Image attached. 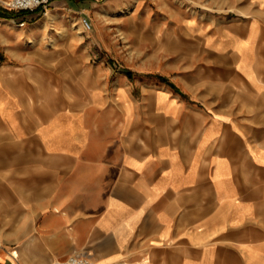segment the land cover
I'll use <instances>...</instances> for the list:
<instances>
[{
	"label": "crops",
	"instance_id": "obj_1",
	"mask_svg": "<svg viewBox=\"0 0 264 264\" xmlns=\"http://www.w3.org/2000/svg\"><path fill=\"white\" fill-rule=\"evenodd\" d=\"M172 1L137 63L0 17V264H264V0Z\"/></svg>",
	"mask_w": 264,
	"mask_h": 264
},
{
	"label": "rangeland",
	"instance_id": "obj_2",
	"mask_svg": "<svg viewBox=\"0 0 264 264\" xmlns=\"http://www.w3.org/2000/svg\"><path fill=\"white\" fill-rule=\"evenodd\" d=\"M7 1L9 0H0V7L9 9ZM117 1H120V4L114 11L110 6L103 7L107 0H94L86 6L79 2L69 4L60 2L58 7L51 1L46 8L40 9L37 16L40 18L43 15L42 27L49 26L45 31L44 43H56L58 38L65 39L68 33L62 28L72 27V32L75 33L73 37H76L77 42L87 44L92 63L101 58L102 49L107 53L104 55L106 57H118L125 62H142L151 44L150 35L146 34L153 19L151 16L158 13L161 8L164 9L167 0H136L131 4L127 0ZM171 2L173 1L170 0L169 3ZM171 4L174 5L175 2ZM183 4L189 5V8L198 5L203 9H211L209 0H188ZM127 7H130V10H127ZM145 10H150L147 17L144 15ZM49 11L55 16L45 18L46 12ZM55 11H59V17L53 13ZM83 18L88 19L90 28L84 25Z\"/></svg>",
	"mask_w": 264,
	"mask_h": 264
},
{
	"label": "built area",
	"instance_id": "obj_3",
	"mask_svg": "<svg viewBox=\"0 0 264 264\" xmlns=\"http://www.w3.org/2000/svg\"><path fill=\"white\" fill-rule=\"evenodd\" d=\"M50 1L51 0H9L7 1V7L16 11H33L46 8ZM83 23L90 28V23L87 18H83ZM20 24H24V22H21ZM51 264H92V261L88 256L80 252H75L63 259L54 261Z\"/></svg>",
	"mask_w": 264,
	"mask_h": 264
},
{
	"label": "trees",
	"instance_id": "obj_4",
	"mask_svg": "<svg viewBox=\"0 0 264 264\" xmlns=\"http://www.w3.org/2000/svg\"><path fill=\"white\" fill-rule=\"evenodd\" d=\"M14 10L4 9L0 7V17H14Z\"/></svg>",
	"mask_w": 264,
	"mask_h": 264
},
{
	"label": "bare ground",
	"instance_id": "obj_5",
	"mask_svg": "<svg viewBox=\"0 0 264 264\" xmlns=\"http://www.w3.org/2000/svg\"><path fill=\"white\" fill-rule=\"evenodd\" d=\"M127 10H130V7H127Z\"/></svg>",
	"mask_w": 264,
	"mask_h": 264
}]
</instances>
